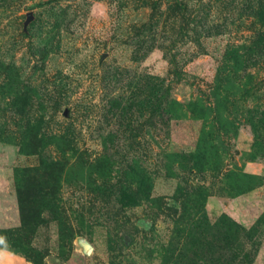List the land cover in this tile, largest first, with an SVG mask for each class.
Listing matches in <instances>:
<instances>
[{
  "label": "rangeland",
  "instance_id": "1",
  "mask_svg": "<svg viewBox=\"0 0 264 264\" xmlns=\"http://www.w3.org/2000/svg\"><path fill=\"white\" fill-rule=\"evenodd\" d=\"M42 160L31 264H264V0H0V229Z\"/></svg>",
  "mask_w": 264,
  "mask_h": 264
},
{
  "label": "trees",
  "instance_id": "2",
  "mask_svg": "<svg viewBox=\"0 0 264 264\" xmlns=\"http://www.w3.org/2000/svg\"><path fill=\"white\" fill-rule=\"evenodd\" d=\"M48 163L42 160L38 167L22 168L16 172L17 193L20 203V211L22 215V223L15 229H0V248L20 252L32 259L36 263L33 256V251L36 248L33 245V239L40 225L45 223V215L47 212L54 214L52 207L54 195L48 187L49 180L47 177L41 178L43 173H47ZM138 178L131 182V203L136 205L143 197L150 195L153 184L148 173H143L137 170ZM145 172V171H144ZM32 177L31 180L37 184L41 183V187L37 188L32 184L33 191L29 192L25 186L26 179Z\"/></svg>",
  "mask_w": 264,
  "mask_h": 264
},
{
  "label": "crops",
  "instance_id": "3",
  "mask_svg": "<svg viewBox=\"0 0 264 264\" xmlns=\"http://www.w3.org/2000/svg\"><path fill=\"white\" fill-rule=\"evenodd\" d=\"M0 264H31V262L10 250L0 249Z\"/></svg>",
  "mask_w": 264,
  "mask_h": 264
},
{
  "label": "clouds",
  "instance_id": "4",
  "mask_svg": "<svg viewBox=\"0 0 264 264\" xmlns=\"http://www.w3.org/2000/svg\"><path fill=\"white\" fill-rule=\"evenodd\" d=\"M3 241L2 240H0V243H2Z\"/></svg>",
  "mask_w": 264,
  "mask_h": 264
}]
</instances>
